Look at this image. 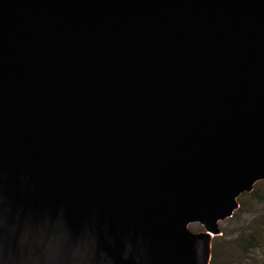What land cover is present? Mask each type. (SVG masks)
<instances>
[{
  "label": "water",
  "instance_id": "95a60500",
  "mask_svg": "<svg viewBox=\"0 0 264 264\" xmlns=\"http://www.w3.org/2000/svg\"><path fill=\"white\" fill-rule=\"evenodd\" d=\"M258 182L264 0H0V264H209Z\"/></svg>",
  "mask_w": 264,
  "mask_h": 264
},
{
  "label": "rangeland",
  "instance_id": "374dc122",
  "mask_svg": "<svg viewBox=\"0 0 264 264\" xmlns=\"http://www.w3.org/2000/svg\"><path fill=\"white\" fill-rule=\"evenodd\" d=\"M252 193L238 197L239 208L231 218L218 223L221 235L211 239L209 264H264V182L253 186ZM198 233V224L188 226Z\"/></svg>",
  "mask_w": 264,
  "mask_h": 264
},
{
  "label": "trees",
  "instance_id": "16d2710c",
  "mask_svg": "<svg viewBox=\"0 0 264 264\" xmlns=\"http://www.w3.org/2000/svg\"><path fill=\"white\" fill-rule=\"evenodd\" d=\"M251 193H252V196H254V195H255V192H254V193H253V192H251ZM255 198H256V199H259L260 197L255 195Z\"/></svg>",
  "mask_w": 264,
  "mask_h": 264
}]
</instances>
